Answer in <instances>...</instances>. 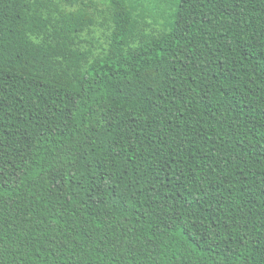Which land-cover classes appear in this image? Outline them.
<instances>
[{"label":"trees","instance_id":"1","mask_svg":"<svg viewBox=\"0 0 264 264\" xmlns=\"http://www.w3.org/2000/svg\"><path fill=\"white\" fill-rule=\"evenodd\" d=\"M0 264H264V0H0Z\"/></svg>","mask_w":264,"mask_h":264},{"label":"rangeland","instance_id":"2","mask_svg":"<svg viewBox=\"0 0 264 264\" xmlns=\"http://www.w3.org/2000/svg\"><path fill=\"white\" fill-rule=\"evenodd\" d=\"M138 0H133V3L137 2ZM99 9H101V7H99ZM96 15H99L96 17V21L101 23V25H104V21H102L103 19V14H96ZM159 16V15H158ZM157 16V19L159 21H161V18ZM146 21H149L148 18H145ZM102 21V22H101ZM99 24V26H97L94 30V33H93V40H94V44L96 47H98L100 50H103L105 47H106V44H107V40H105L104 36H102V32H103V29L100 28L101 26ZM158 29L159 26L157 27Z\"/></svg>","mask_w":264,"mask_h":264}]
</instances>
